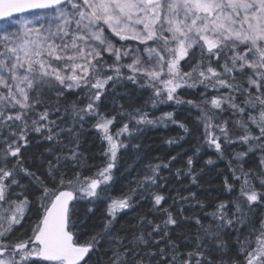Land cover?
I'll use <instances>...</instances> for the list:
<instances>
[{"label":"snow or ice","instance_id":"obj_1","mask_svg":"<svg viewBox=\"0 0 264 264\" xmlns=\"http://www.w3.org/2000/svg\"><path fill=\"white\" fill-rule=\"evenodd\" d=\"M129 86L151 95L125 108L117 104L125 95L137 99ZM200 87V99L178 91ZM109 99L116 115L102 110ZM168 102L198 113L191 127L174 111L150 118L144 110ZM118 118L125 122L113 133ZM91 119L107 144L106 163L84 175L81 131ZM166 122L183 133L168 144L203 128L200 145L175 170L191 185L205 172L195 167L204 145L220 159L226 146L243 148L228 160L229 198L206 211L196 192L179 195L203 213L185 216L153 192L152 218L139 216L129 233L117 228L120 218L135 211L139 189L162 187L160 171L179 154L146 165L136 187L114 197L120 153L130 148L139 159L137 137ZM33 134L48 146L28 163ZM33 209L25 235L18 229ZM182 222L195 232L174 239ZM102 249L105 264H264V0H0V264H90L93 256L101 264Z\"/></svg>","mask_w":264,"mask_h":264},{"label":"trees","instance_id":"obj_2","mask_svg":"<svg viewBox=\"0 0 264 264\" xmlns=\"http://www.w3.org/2000/svg\"><path fill=\"white\" fill-rule=\"evenodd\" d=\"M188 65L184 66V71L188 70ZM123 91V90H122ZM129 91L137 98L135 104H132L127 95H125L124 100L118 101L117 104L123 103L125 108L139 107L143 105L144 101L151 95L150 89H140L138 86H129ZM179 94L186 99H200L199 93L204 91L203 87L199 88V91L193 89H181L178 90ZM222 91H227L222 90ZM209 97L216 93L212 92L211 89L208 90ZM75 99L74 96H70L69 100ZM112 103L106 102L102 110H107L109 115H116L119 112V107L116 108V112L111 111ZM149 113L150 118L160 117L162 113L174 111L177 114V118L185 120L187 117V123L191 127L195 116L198 114L195 110L192 111L191 116H189L187 105H176L174 102H168L160 104L157 108H152L148 105L145 109ZM230 113L224 115L225 119L230 118ZM51 119H57L54 114ZM126 119V118H125ZM125 120L117 119L114 125L111 127V131L114 133L118 128L122 126ZM68 123V122H65ZM95 123L94 119L88 120L85 123L83 130L81 131V151L84 153L86 164L88 167L84 169V175H92L98 167L106 163L105 157L103 156L104 149L107 147L106 142L102 141L101 133L97 131L92 125ZM229 127H232L229 124ZM79 130V128H78ZM183 135L182 130L176 125L170 122L158 123L155 126H149L142 136L137 137V142L141 143L142 149L139 153V159H136L132 149L121 150L120 161L118 165V170L116 171V183L112 190V195L114 197L120 196L125 193L129 188H135L136 182L145 175L146 165L158 164L161 162H167L171 156H177L178 159L174 162L170 169H162L160 171V176L162 179L158 181V185L162 187L151 186L149 189L145 190L143 188L138 190V195L134 197V202L137 204L135 211H129L127 215L120 218L117 228H123L129 233L134 229L139 216L147 215L149 219L152 218L153 213L150 211L152 208L151 194L153 192H159L166 197L163 202L164 208H169L174 214L179 212L180 208L185 209V216H195L202 215L198 207H193L196 201H190L181 203L178 199L179 195H188L189 191L197 193V199L203 200L208 207L206 211H212L217 198L228 199V194L223 189L224 178L228 177L229 182H231V172L228 168V160L231 158L235 151H241L243 148L240 145L226 146L225 158H218L217 153L214 148H209L204 145L200 154L195 158V167L197 171L201 168L205 169L203 176L201 177L200 183L198 185H191L187 177L176 178L175 170L177 168H182L186 164L187 156L194 154L197 146L200 145L203 135V128L201 127L199 133H193L192 136H185V138L179 141L178 144H168L166 141L169 138L177 137ZM36 137L33 134L30 147L25 150L24 156L28 163H31V158L39 155L40 152L47 147V142H42L41 145H37ZM121 139H127L126 137H121ZM213 159L215 161L214 166H206L205 161L207 159ZM257 163L256 157H250L248 167H254ZM129 165H132L129 168ZM79 170V169H77ZM239 185L237 184V188ZM143 197V198H142ZM175 200V203H174ZM106 207V203H102L98 206V215ZM161 217L157 216V222ZM37 219L35 215V209H33V214L30 219L25 222L23 229H18V231H24L29 234L31 231V225ZM207 223V221H205ZM99 227V225H97ZM195 232L194 223L189 226L188 222H182L180 228H173L172 236L174 239L179 238L181 234H189ZM90 235L85 234L81 237V242L86 240ZM23 238V237H20ZM182 245L183 242L181 241ZM183 250L187 251V246H183ZM107 257L103 255V249L101 250V264H105ZM90 264H96V257L93 256Z\"/></svg>","mask_w":264,"mask_h":264}]
</instances>
